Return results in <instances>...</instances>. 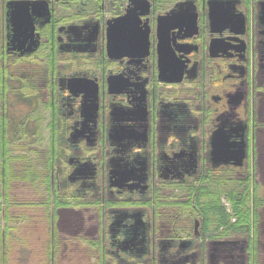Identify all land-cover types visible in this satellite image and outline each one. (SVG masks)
Here are the masks:
<instances>
[{
	"label": "flooded vegetation",
	"instance_id": "af4514ba",
	"mask_svg": "<svg viewBox=\"0 0 264 264\" xmlns=\"http://www.w3.org/2000/svg\"><path fill=\"white\" fill-rule=\"evenodd\" d=\"M129 1L0 0V154L45 144L57 232L87 229L82 235L103 238L114 264H246L248 248L254 262V242L206 236L205 219L166 204L153 183L244 174L251 129L253 169L264 187V0H147L146 56L110 59L107 30ZM213 1L221 5L216 23ZM181 9L195 15L194 31L169 29L168 51L182 76L160 80L157 17ZM3 158L5 174L17 170Z\"/></svg>",
	"mask_w": 264,
	"mask_h": 264
},
{
	"label": "rangeland",
	"instance_id": "374dc122",
	"mask_svg": "<svg viewBox=\"0 0 264 264\" xmlns=\"http://www.w3.org/2000/svg\"><path fill=\"white\" fill-rule=\"evenodd\" d=\"M91 67L98 68L100 66H93L92 64ZM107 68L112 67L107 65ZM38 119L42 120L40 121L44 126V118ZM41 124L39 134L44 142L46 135ZM251 138L250 129L249 157L247 159L246 172H244L245 170L242 171L244 174H237L233 170H223L218 174L216 173L207 177L205 173H199L197 177L192 178L186 184L168 186L160 182H154L153 187L156 191L159 190L161 193H159L160 198L167 202L166 204L172 207H180L187 215L191 212L192 219L196 218L200 221L201 218H204L203 231L207 233L205 234L206 236L224 239L222 241L241 240L242 243L248 238L250 244L254 242L258 258L253 262L254 254L252 253V249L248 248L247 253L250 254V259L246 261V264H264V248L261 249L257 245L259 239L264 244V235H258L261 232L260 223L264 222V187L261 184L262 182L257 170L253 169ZM35 146H27L22 150H11L5 156L0 154V169L3 157H10L13 166L17 168V170H8L6 172L7 175H0V240L2 241V238H4L6 239V244L16 246L19 240L25 239L27 244L26 249L33 251L30 264H54L55 258H52V248L54 247V243H56L55 239L57 237L79 239L84 237V232L88 230L84 229L83 232L76 236L66 235L63 232L59 234L57 232L54 224L55 202L50 192L49 175L48 171L46 172L45 168H42L44 167L42 166L43 155L48 150L45 144H38L36 148ZM13 158L20 160L16 161L14 165ZM9 174L11 176L10 179ZM9 180L12 187L9 185ZM209 197L213 198L214 202H217V206H211L208 203ZM78 201L82 200H66V202L76 205L79 203ZM90 203L93 205L95 202ZM92 205L88 204L86 206ZM94 205L98 206L97 204ZM195 205L198 207L197 209H202L201 213L194 211ZM237 206L240 211L239 217L242 215V212L247 211L246 213H248L251 220L250 228L231 229L229 227L236 220L238 221V217L235 214ZM93 211L91 210L89 213H86L85 216L92 214ZM218 213L223 215L221 218L223 223L219 222L220 216ZM88 226L91 227L88 224L86 228ZM1 241L0 243H2ZM41 244L46 249V253L42 261L39 262L38 255L42 254ZM6 246L9 247V245ZM70 259L72 262L69 264L87 263L85 259L82 260L76 255H73ZM105 259L107 264H114L112 257L107 255ZM26 260L28 259L26 258ZM16 264L19 263L16 262Z\"/></svg>",
	"mask_w": 264,
	"mask_h": 264
},
{
	"label": "water",
	"instance_id": "95a60500",
	"mask_svg": "<svg viewBox=\"0 0 264 264\" xmlns=\"http://www.w3.org/2000/svg\"><path fill=\"white\" fill-rule=\"evenodd\" d=\"M17 7L23 5L14 2ZM126 14L123 17L114 19L107 30V55L110 59H119L120 57L133 58L143 52L142 57L146 56L148 49L149 27L147 20L142 21L141 17L149 14V2L147 0H130ZM182 4V3H180ZM185 5V4H183ZM221 5L213 1L209 3L210 15L214 23L219 21L218 15ZM181 11L184 13H181ZM187 11L172 10L164 16L157 17L156 36L157 54H158V76L160 80H180L182 76V67L175 65L170 51H168L169 29L185 26L195 30V15ZM221 16V15H220ZM216 18L218 20H216ZM140 57V56H139ZM108 80H117L116 77H109ZM96 87L94 85V94L91 97V106L88 110L91 118L97 111ZM243 133V132H242ZM119 131L113 132L112 138H116ZM118 138V137H117ZM243 152L236 162L239 165L242 160ZM112 178H117L118 174H111ZM232 243V242H230Z\"/></svg>",
	"mask_w": 264,
	"mask_h": 264
},
{
	"label": "crops",
	"instance_id": "0c3cea01",
	"mask_svg": "<svg viewBox=\"0 0 264 264\" xmlns=\"http://www.w3.org/2000/svg\"><path fill=\"white\" fill-rule=\"evenodd\" d=\"M258 137L262 144V155H264V128L258 133ZM25 241V239H21L16 243V246H10V244H6V239L2 238V243H0V250H2L0 253V264H16V262L19 264H30L33 251L26 249L27 244ZM55 241L56 243H54L52 248V258H55L54 264H69L72 262L70 258L73 255L79 256L82 260L85 259L87 263L85 262L84 264H107L105 259V256H107L105 253L107 244L103 238L81 237L77 239L57 237ZM6 245H9V247ZM41 246L42 254L38 255L39 262L42 261L46 253L43 244Z\"/></svg>",
	"mask_w": 264,
	"mask_h": 264
},
{
	"label": "trees",
	"instance_id": "16d2710c",
	"mask_svg": "<svg viewBox=\"0 0 264 264\" xmlns=\"http://www.w3.org/2000/svg\"><path fill=\"white\" fill-rule=\"evenodd\" d=\"M1 174H5V171H4V169L2 170V168H1V170H0V175ZM6 175H7V173H6ZM233 200V199H232ZM208 203L211 205V206H217V202H214V200H213V198H208ZM247 212V211H246ZM246 212H242L241 214V216L239 217V214H240V211H239V208H238V206H237V209H236V212H235V214H236V216L238 217V221L236 220V222L235 223H233L232 225H230L229 227H231V229H241V228H245V229H248V228H250V226H251V220H250V217H249V215H248V213H246ZM219 214V216H220V220H219V222H222L223 220H221V218L223 217V215L221 214V213H218ZM240 218V219H239ZM223 223V222H222ZM1 230V229H0ZM1 232V231H0ZM1 238V237H0Z\"/></svg>",
	"mask_w": 264,
	"mask_h": 264
}]
</instances>
